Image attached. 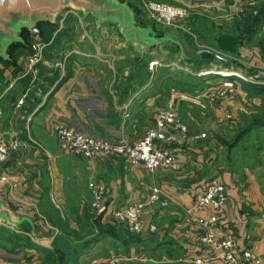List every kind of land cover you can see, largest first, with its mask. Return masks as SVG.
Segmentation results:
<instances>
[{
	"label": "crops",
	"instance_id": "1",
	"mask_svg": "<svg viewBox=\"0 0 264 264\" xmlns=\"http://www.w3.org/2000/svg\"><path fill=\"white\" fill-rule=\"evenodd\" d=\"M220 1L201 7L216 6L221 11L225 1ZM238 2L246 4V0H232L230 3ZM83 54L68 52L69 69L59 68L60 75L52 84L47 81L38 83L42 98L31 113L10 117L5 127L0 123V140L11 146L7 159L1 165L2 170L8 173L6 185L10 191H5L1 196H7L9 201L14 200L9 197L14 196L12 190L15 188L25 198L22 208L3 205L17 218L29 220L23 222L29 224L38 246L18 248L11 244H0V264H39L46 249L52 248L53 237L59 229L41 213L37 217L34 211L38 206L40 209L44 202L50 203L61 218L68 221L71 229H78L75 218L84 222L88 210L95 214L92 218L95 220L97 217L100 225L111 224L119 229L121 227L112 221L110 214L113 205L135 200L144 202V226L140 233H136L142 242L127 245L125 252H122L123 242L103 234L75 264H91L97 258H118L121 264H130L139 261L136 255L142 252L145 253L142 256L145 259L140 260L139 264H159L162 260L165 264H187L181 260L185 254L198 255L200 252L197 231L190 229L185 222L188 205L192 196L211 179L221 181L226 193L215 230L216 236L231 237L240 248H252L264 264V194L260 191L261 184L246 167L243 175H239L235 169L220 174L215 170L216 173L206 174L203 167L208 164L211 166L213 161L211 159L208 163L206 159L213 155L209 152L210 141H205L204 146L203 138L191 142L185 151V163L176 172H148L143 166L128 164L119 156L98 155L90 159L60 152L53 132L55 121L74 124L86 132L99 131L109 137H124L134 141L154 125L155 112L163 103V96L159 93L140 98V91L136 89L133 92L126 91V94H122L125 98L114 104V91L109 92L105 86L97 83L98 79L102 80L103 73L107 74V69L103 68L104 72L96 70L92 62L94 58L80 62V59L85 58ZM2 71L0 84L6 85L0 90V99L6 96L9 89H13L17 81L11 77L8 69ZM107 96L111 97L110 100ZM227 103L229 107L231 101ZM225 105L224 101L221 102L216 111L225 114ZM109 108L113 110L110 113ZM179 117L191 132L200 133L193 118L187 114ZM18 120H23L20 131L15 125L16 122L20 123ZM90 181L102 182L106 186V207L102 211H94L90 206ZM154 185L160 187L167 197L166 208L148 201L150 188ZM150 226L154 230H150ZM96 231L94 228V233ZM168 252L173 254L168 257Z\"/></svg>",
	"mask_w": 264,
	"mask_h": 264
},
{
	"label": "rangeland",
	"instance_id": "2",
	"mask_svg": "<svg viewBox=\"0 0 264 264\" xmlns=\"http://www.w3.org/2000/svg\"><path fill=\"white\" fill-rule=\"evenodd\" d=\"M120 1L127 3L134 11L137 25L145 28L153 37H165L168 40L152 48L146 46L144 49H137L130 41L124 39L115 22L105 21L98 26L91 15H84L81 11L71 8L63 9L54 17L53 22L38 25L41 32L38 33V37L43 39L46 36L44 41L48 43L44 49L42 61L36 66L35 76L23 75L26 65L20 63L22 70L19 76L30 78L26 87L17 80L19 76L14 77L11 74V77L17 80L13 84L16 92L12 95L9 89L6 96L4 95V102L0 99L3 109L0 123L5 127L10 117L18 114L24 115L21 108L24 104L31 103L33 95L36 96L38 105L42 98L39 93L40 89L37 88L38 83L47 81L46 83L52 84L60 75L59 68L66 71L69 69L68 52L78 51L84 53L85 56L84 59H80V62H87L89 58H94L92 62L95 63L96 70L101 69L104 72L103 68L107 69V74L103 73L102 80L98 79L97 83L102 87L105 86L110 90L109 92L114 91V104L121 98L122 100L125 98L122 94H126V91L133 92L139 89L140 98L159 93L161 97L163 96L161 108L172 109L178 118H180L179 115L186 114L193 118L203 136L202 146L205 141L212 143L209 147V152L213 153L212 158L206 157V159L208 163L211 159L213 161L211 166L208 164L203 167L206 174L216 173L215 170L220 174L235 169L239 175H243L244 167H246L258 184L260 182V191L264 194V126L252 130L250 135L240 140H235L239 130H245L247 122L259 121L264 117V99L262 100L264 92L261 94L255 90L264 89V21L255 33L251 35L243 33V36L239 37L240 41L227 40L238 37L234 22L241 17L240 15L255 9V6L264 1L246 0V4L239 2V4H226L224 2L221 11L216 6L201 7L216 3H212L213 1L220 3V0ZM148 1L175 5L189 4L188 15L172 25L158 23L150 19L145 12V3ZM252 1L253 3H250ZM216 34L221 35L226 41L221 40L229 52L219 53L213 50L223 59L210 63H195L196 59H200L199 50L208 49V47L201 46L198 39L213 37ZM26 35L29 39L26 44L27 50L24 48L26 52L23 51L24 53L20 54L22 50L19 51L17 47L12 48L13 52H11L17 53L16 60L20 61L27 53L35 33L26 32ZM2 67L0 60V70ZM9 72L12 71L9 70ZM15 95L17 96L16 102H14ZM110 98L108 97L109 100ZM19 99L22 102L15 107ZM223 101L226 103L224 107L227 108L224 109L225 114L216 111L217 106ZM230 101L228 107L227 102ZM108 110L109 113L113 111L110 108ZM18 121L20 123L16 122L15 125L20 131L23 127V120ZM7 189L5 184L0 192V204L5 203L13 208L21 207L25 198L19 194L20 192L17 193L15 188L12 190L14 196L12 198L8 196L10 200H14L9 201L7 196H1L5 191L7 193L10 191ZM34 211L38 217L39 206ZM21 226L23 230L12 226L6 228L7 230L0 229V235L13 239L12 233L22 232L21 234L28 235L34 241L29 224L24 222ZM0 242L7 243L6 240ZM136 256L139 261H132L130 264L136 262L139 264L140 260L145 259L142 257L145 256L143 252ZM97 259H93L91 264ZM116 264H121V262ZM159 264L165 263L162 260Z\"/></svg>",
	"mask_w": 264,
	"mask_h": 264
},
{
	"label": "built area",
	"instance_id": "3",
	"mask_svg": "<svg viewBox=\"0 0 264 264\" xmlns=\"http://www.w3.org/2000/svg\"><path fill=\"white\" fill-rule=\"evenodd\" d=\"M250 3H253L250 2ZM147 16L164 25H172L175 21L188 15L189 4L175 5L160 1L145 3ZM32 33V32H31ZM33 36L27 53L20 60L26 65L23 75H36L37 64L42 61L47 42ZM22 60L24 62H22ZM227 74V73H226ZM22 102L17 101L16 105ZM0 102V119L2 117ZM53 132L62 153H72L84 158L98 155L123 157L128 164L141 165L148 172L155 170L179 171L184 163L185 151L191 142L201 139V133H193L189 126L176 116L170 108H158L155 112L154 125L147 129L143 136L130 141L124 137H109L102 132H86L74 124L55 121ZM11 146L0 140V192L8 183V174L1 165L7 159ZM88 187L92 194L91 207L102 211L105 209L107 189L104 183L90 181ZM148 201L166 208L168 199L160 187L152 186ZM226 193L224 184L218 179H211L192 196L188 205L186 225L197 231L200 252L198 255L185 254L181 260L187 264H262L250 247L240 248L231 237L219 238L215 230L219 222V213L224 207ZM204 214V212H206ZM112 218L124 225L132 233H140L144 226V202L135 200L118 206L113 205ZM150 230H154L150 226ZM136 259L139 260L138 256ZM118 258H99L93 264H116Z\"/></svg>",
	"mask_w": 264,
	"mask_h": 264
},
{
	"label": "trees",
	"instance_id": "4",
	"mask_svg": "<svg viewBox=\"0 0 264 264\" xmlns=\"http://www.w3.org/2000/svg\"><path fill=\"white\" fill-rule=\"evenodd\" d=\"M224 1L227 4V3H230L232 0H224ZM240 16L241 17L234 22V27L238 30V34L236 35L238 37L233 38V39H227L229 41H240L239 37H242L243 33L251 35L256 32V29L258 27L263 25L264 3L261 2L260 5L255 6V9H251L249 12L241 14ZM41 23H50V22H40L37 24V27ZM26 32L28 33L30 31L24 28L21 32V36L23 37L22 43H13L9 46L8 48L9 59L3 60L0 58L1 63L3 65L2 69L0 70L1 73L3 72L2 70L9 69L10 71H12L10 72L12 76L18 77L19 75H21L20 74L22 70L20 66L21 62L19 61V59L16 60L17 53H12L13 52L12 48L17 47L19 48V51L22 50L19 52L20 54H22L23 51L26 52L27 50L26 44L27 42H29ZM38 33H41L40 30ZM46 38L47 37L45 36L42 40H45ZM221 40L223 39H222V36L219 34H216L213 37H204L202 39L199 38L198 42L200 43V45L204 47H208V50L202 51L199 54L200 59L199 60L196 59L195 63L196 62L210 63L215 60H222L223 58L221 56H217L213 52V50L219 53L229 52L228 50H226L227 46L224 45ZM223 41L226 42L225 40ZM24 48L26 50H24ZM13 67H16V68H13ZM17 67H19V69ZM17 80L21 84H23V86L26 87L29 84L30 78L27 76H19ZM0 85L2 86L0 87V89L2 90L6 84H0ZM255 90H257L261 94L262 92H264V89H260V90L255 89ZM14 92H16L15 86L12 90H10V93L12 95ZM15 97L16 98L14 102H16V99H17L16 95ZM263 99L264 98H262V100ZM2 100L4 102L5 97L2 98ZM2 100H1V103H2ZM27 100H29V98ZM36 100H37L36 96L33 95L31 103L24 104L21 108V112L24 115L31 113L33 109L35 108V105H37ZM263 111H264V105H263ZM263 126H264V117L262 120H259V121H249L247 122L245 130L243 131L239 130V132L236 134L235 140H238V139L240 140L243 137L250 135L252 133V130L258 127H263ZM42 205L43 206L39 209L40 213L45 217V219L48 222H50V224L57 227L59 229V232H57V234H55L53 237L52 248L46 249L47 251H45V256L43 257L41 264H75L77 259L88 250V248L94 243V241L99 240L103 234L107 236H111L114 239H117L123 242L124 250H122V252H125V247L127 245H131L134 243L137 244V243L142 242V239L139 234L130 232L124 225L123 227L119 229L115 228V226L111 224H107L105 226L100 225L98 223L97 217L95 218V220H93L94 218H92L94 217L95 214L92 212L90 213V211L89 210L87 211V209H85L87 211V214L85 215L84 222H81L80 220L75 218L76 222L79 224L78 229H71L68 225V221L65 219H62L59 213L56 211L54 207H52L50 203L48 204L44 202V204ZM21 225L22 224L18 225L19 229H22ZM6 228H9V226L0 224V229L7 230ZM94 228L97 229L95 233H94ZM21 233H12L13 239L5 238L0 235V241L6 240L8 244H11L12 246L18 247V248L19 247H38L36 245V242H34L31 239V237H29L26 234H21ZM0 244L3 245L4 243L0 242ZM172 254L173 252L171 253L168 252V257L171 256ZM174 263L172 262L170 264H174Z\"/></svg>",
	"mask_w": 264,
	"mask_h": 264
},
{
	"label": "water",
	"instance_id": "5",
	"mask_svg": "<svg viewBox=\"0 0 264 264\" xmlns=\"http://www.w3.org/2000/svg\"><path fill=\"white\" fill-rule=\"evenodd\" d=\"M66 8L91 15L98 26L105 21L115 22L124 39L137 49H144L146 46L152 48L168 40L165 37H153L145 28L137 25L134 11L120 0H0V58L8 60L9 46L23 42L21 32L24 28L38 33V23L53 22L54 17ZM25 220L29 221L25 217L17 218L0 204V223L18 226Z\"/></svg>",
	"mask_w": 264,
	"mask_h": 264
}]
</instances>
